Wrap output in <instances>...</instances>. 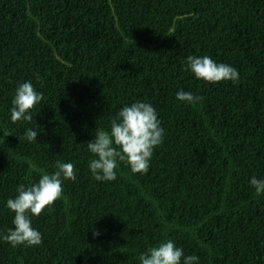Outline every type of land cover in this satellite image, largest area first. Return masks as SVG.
I'll list each match as a JSON object with an SVG mask.
<instances>
[{"label": "trees", "instance_id": "trees-1", "mask_svg": "<svg viewBox=\"0 0 264 264\" xmlns=\"http://www.w3.org/2000/svg\"><path fill=\"white\" fill-rule=\"evenodd\" d=\"M190 55L230 64L239 82L198 80ZM28 80L43 99L14 123ZM180 90L202 99L178 101ZM135 101L157 109L164 142L146 175L121 163L98 182L86 143ZM57 160L78 179L33 218L42 245L0 241V264H139L167 239L200 264H264V195L250 184L264 178V0H0V231L14 227L16 186Z\"/></svg>", "mask_w": 264, "mask_h": 264}, {"label": "clouds", "instance_id": "clouds-1", "mask_svg": "<svg viewBox=\"0 0 264 264\" xmlns=\"http://www.w3.org/2000/svg\"><path fill=\"white\" fill-rule=\"evenodd\" d=\"M186 68L198 80L216 85L221 82H239V71L227 63H219L210 55H190ZM39 78V74H36ZM43 99V93L36 90L31 80L18 84L12 100L11 121L31 123L32 111ZM178 101L196 104L202 97L191 91L180 90L176 93ZM159 113L152 103L135 101L125 104L110 120L108 130L97 128L95 138L87 142L92 154L88 167L98 182L116 181L121 163L126 164L133 174L146 175L150 170L151 159L158 146L164 142L165 129L161 126ZM29 143L37 142L40 133L29 127L24 133ZM54 171L43 173L38 182L29 186L18 184L17 195L8 198L6 208L14 213L13 228L0 231V241L13 248L39 247L43 243L42 233L32 226L33 218L51 211L55 202L64 195V182H76V165L72 162L57 160ZM251 186L258 195H264V178L253 175ZM98 237L100 232L94 231ZM139 264H200V257L186 254L182 246L172 239L161 241L139 255Z\"/></svg>", "mask_w": 264, "mask_h": 264}]
</instances>
